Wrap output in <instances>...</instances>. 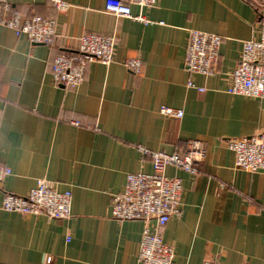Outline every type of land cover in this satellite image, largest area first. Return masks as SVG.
I'll list each match as a JSON object with an SVG mask.
<instances>
[{
  "label": "crops",
  "instance_id": "0c3cea01",
  "mask_svg": "<svg viewBox=\"0 0 264 264\" xmlns=\"http://www.w3.org/2000/svg\"><path fill=\"white\" fill-rule=\"evenodd\" d=\"M31 16L56 19L51 45L0 25V163L12 173L0 182V264H142L141 220L112 217V194L128 173L153 172L141 148L183 154L192 139L206 156L193 175L169 166L183 181V215L161 229L175 264H264V171L238 169L227 139L264 129V99L228 92L242 41L258 34L264 0H159L132 6L147 21L118 17L106 0H10ZM191 29L222 35L214 74L184 66ZM88 32L113 35L110 64L88 63L84 82L67 88L52 78L53 60L73 51ZM139 57L142 70L123 62ZM194 80L196 86H189ZM183 111L167 116L162 106ZM72 191L71 216L22 215L1 209L5 192L26 194L38 178Z\"/></svg>",
  "mask_w": 264,
  "mask_h": 264
},
{
  "label": "built area",
  "instance_id": "2783aa9c",
  "mask_svg": "<svg viewBox=\"0 0 264 264\" xmlns=\"http://www.w3.org/2000/svg\"><path fill=\"white\" fill-rule=\"evenodd\" d=\"M52 5L65 11L71 4L65 0H49ZM159 0H106L105 9L118 17L147 21L145 15L132 12V6L153 7ZM0 25L12 29L16 35L25 34L33 44H53L59 34L56 19L39 14L28 16L15 7L10 0H0ZM222 35L191 29L185 48L184 66L194 74L205 76L218 69ZM117 40L113 35L88 32L79 37L73 51H62L53 60L52 78L67 88H75L85 80L86 67L91 62L110 64L115 60ZM123 64L139 73L143 62L139 57L126 59ZM228 92L251 98L264 99V16L260 19L257 36L242 41L238 65L230 72ZM189 86H196L194 80ZM197 87V86H196ZM204 90L202 87H197ZM167 116L181 117L183 111L171 106H162ZM234 152V164L238 169L251 173L264 171V129L259 133L227 139ZM152 156L153 172L128 173L124 189L112 194V217L114 219L141 220L144 222L140 242L139 259L142 264H175V248L166 243L161 229L172 218L183 215L184 186L180 177L169 176V166L181 168L193 175L201 169L206 156L204 144L192 139L183 154L163 150L151 151L141 148ZM12 173L11 168L0 163V182ZM264 210V196L260 202ZM72 191L59 190L56 182L46 177L37 179L26 193L5 192L1 209L22 215H46L50 219H67L71 216ZM202 264H222L219 259L203 261ZM241 264H253L244 260Z\"/></svg>",
  "mask_w": 264,
  "mask_h": 264
}]
</instances>
